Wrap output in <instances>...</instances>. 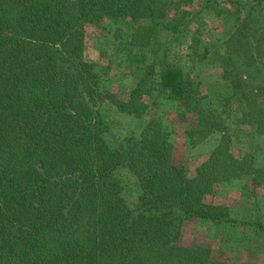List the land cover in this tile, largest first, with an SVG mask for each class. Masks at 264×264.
I'll return each mask as SVG.
<instances>
[{"label":"trees","instance_id":"1","mask_svg":"<svg viewBox=\"0 0 264 264\" xmlns=\"http://www.w3.org/2000/svg\"><path fill=\"white\" fill-rule=\"evenodd\" d=\"M194 1L0 0V264H227L178 239L188 221L235 224L226 206L206 202L216 185L250 175L264 186V165L236 159L228 136L233 123L264 137V0H199L193 10ZM205 12L231 28L220 69L232 94L218 111L204 107L201 83L168 61L160 40L190 33L195 51L194 19ZM106 21H124L118 51L138 78L123 101L85 59L86 27ZM159 97L194 116L199 135H220L191 178L154 120ZM109 103L147 125L107 143ZM122 170L140 191L133 207Z\"/></svg>","mask_w":264,"mask_h":264},{"label":"rangeland","instance_id":"2","mask_svg":"<svg viewBox=\"0 0 264 264\" xmlns=\"http://www.w3.org/2000/svg\"><path fill=\"white\" fill-rule=\"evenodd\" d=\"M192 6L193 10H197L199 0L194 1ZM187 8L191 9L190 6ZM194 24L196 26L202 24L201 42L194 47L195 51L190 48L188 40L190 33L173 42H167L170 37L163 33L160 40L166 49L168 61L201 83L205 98L204 107L218 111L222 102L220 96L228 97L232 94L230 84L222 81L220 69L225 52L223 40L231 28L227 24L224 27L219 20H215L206 12L194 19ZM125 29L124 21L118 23L106 21L100 26H87L85 29L88 40L85 59L97 63L102 69L106 89L115 100L120 101L126 100L127 94L138 81L137 76H133L123 63V52L118 51L125 43V39H120V35L125 36L127 33ZM204 53L207 55L201 60L199 56H203L201 54ZM262 64L264 66V60ZM111 105L109 103L103 108L110 125L108 133L104 135L107 143L122 140L130 135H138L147 125L149 119L138 122L133 116L117 113ZM155 110L158 113L154 120L163 124L174 145L172 162L182 166L187 177H193L196 168L207 160L217 146L220 135L212 134L207 137L199 135L196 132V118L190 114L181 117L178 105L165 98H158ZM187 132L194 134L190 145ZM228 136L231 140V153L236 159L252 155L256 167L264 165V137L251 133L246 127H236L233 123L228 124ZM118 173L121 185L126 191L124 195L126 201L133 207L137 203L140 191L127 172L122 170ZM251 179L250 175H246L232 183L216 185L217 193L206 198L209 204L226 206L228 216L235 224L188 221L183 224L178 246L203 247L211 252L213 258L227 264H264V186H253Z\"/></svg>","mask_w":264,"mask_h":264}]
</instances>
